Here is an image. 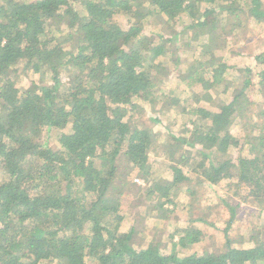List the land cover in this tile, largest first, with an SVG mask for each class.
<instances>
[{
	"label": "trees",
	"instance_id": "obj_1",
	"mask_svg": "<svg viewBox=\"0 0 264 264\" xmlns=\"http://www.w3.org/2000/svg\"><path fill=\"white\" fill-rule=\"evenodd\" d=\"M257 33L264 0H0V264H264Z\"/></svg>",
	"mask_w": 264,
	"mask_h": 264
},
{
	"label": "rangeland",
	"instance_id": "obj_2",
	"mask_svg": "<svg viewBox=\"0 0 264 264\" xmlns=\"http://www.w3.org/2000/svg\"><path fill=\"white\" fill-rule=\"evenodd\" d=\"M241 16L243 17L244 21L248 22V20L245 18V16H243V15H241ZM257 32H259V30ZM262 42H264V33H257L256 35H254L252 37L244 34L241 37H239L238 39H236L235 41H233L230 45L234 51H238L240 53V55L238 57L243 58L245 60V64H247L250 62V56L252 54H255L256 52H258L259 50H261V48L263 46ZM177 44H179L180 47L185 46L186 40H185L184 35H181V34L178 35ZM238 76L242 77L243 72L239 73ZM173 77L176 78L174 73H173ZM174 78L171 79V86H173L174 89H176V88H178V86H180V84ZM249 96L251 98H254L255 94L250 93ZM215 102H216L215 105L218 104L219 102L221 103L220 98L216 97ZM148 116H149L148 111H146V113L145 112L141 113L139 123L146 122ZM234 131L236 132V128H234ZM224 159H221V161ZM121 163L125 164V162H121ZM137 179L140 180V178L138 176L133 177V184L131 186L130 194L128 197L129 200L135 199L140 193L143 192V190H145V186L141 185L140 181H136ZM209 188L210 187H207V186H201L197 189L199 196H201V199H202L201 203L203 204V207L193 211V216H194L193 220H195V219L197 221H206V220L209 221V220H211V222H212V219H213L212 218V216H213L212 208L215 204L214 197H216V196L218 197V195H220V194L217 193V195H216V193L214 192V191H219V187L216 188V190L212 189V188L209 189ZM142 203H144V206H146L148 204L146 202L145 198L143 199ZM244 212H245L244 208H241L240 209L241 220L238 223H236L237 221H234L232 224L234 229L231 231V234L233 235V237L243 235L244 234L243 232L250 231V229L253 230V232L256 234V236H259V233H261V236H264V217H258V216H256V214H246ZM158 217H159V215L157 214V217L152 218L150 220H156V219H158ZM224 220L225 219H223L221 221V225L222 224L224 225V222H223ZM140 221H142L141 223H143V222H146L147 219L146 218L144 220L139 219V222ZM143 224L148 225L149 228L153 227V226L150 227L153 224L149 221L147 223H143ZM255 225H260L263 228L261 230H255V229H253L254 228L253 226H255ZM176 229H177V227H176V225H174L171 227L169 232L172 233ZM213 231H214V229L204 228V234L205 235L207 234L208 238L204 239L203 243L206 245L207 251L213 252L214 254H216V253H218V250L222 246L223 240H222V234L221 233L213 232ZM163 232H165V229H163ZM248 241L249 240H248V236H247V238L246 237L244 238V243H242V245L248 246L249 245ZM237 246H240V245H237ZM168 250H169V248L167 249V252H168ZM163 251H164V249H163Z\"/></svg>",
	"mask_w": 264,
	"mask_h": 264
}]
</instances>
